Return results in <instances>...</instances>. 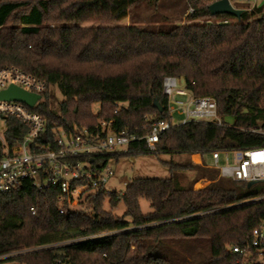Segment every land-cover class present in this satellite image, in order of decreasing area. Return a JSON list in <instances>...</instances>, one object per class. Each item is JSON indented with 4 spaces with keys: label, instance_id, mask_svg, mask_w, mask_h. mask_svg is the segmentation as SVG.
I'll return each instance as SVG.
<instances>
[{
    "label": "trees",
    "instance_id": "obj_1",
    "mask_svg": "<svg viewBox=\"0 0 264 264\" xmlns=\"http://www.w3.org/2000/svg\"><path fill=\"white\" fill-rule=\"evenodd\" d=\"M141 1L0 0V68L15 67L45 82L33 111L45 119L47 132H91L98 120L111 121L137 138L127 153L188 158L263 147L264 137L250 130L264 128V6L235 19L209 14L208 5L218 0H186V23L169 31L115 25ZM164 77L182 81L195 97H211L227 126L175 125L150 151L140 138L153 123L169 119ZM116 156L97 159L98 167ZM161 164L170 178H137L121 194L98 192L89 215L59 214L56 190L39 193L27 182L0 194V256L7 255L0 263L261 264L264 252L243 259L228 247H243L264 223V182L247 188L189 159ZM186 173L191 180L183 183ZM202 180L208 184L193 189ZM104 198L112 209L122 203L130 221L104 211ZM140 199L150 213H141ZM64 242L70 243L44 248Z\"/></svg>",
    "mask_w": 264,
    "mask_h": 264
},
{
    "label": "built area",
    "instance_id": "obj_2",
    "mask_svg": "<svg viewBox=\"0 0 264 264\" xmlns=\"http://www.w3.org/2000/svg\"><path fill=\"white\" fill-rule=\"evenodd\" d=\"M191 12V10H190ZM180 80L164 77L162 93L167 98V121L155 122L141 137L154 151L159 134L172 126L188 122H206L227 126L217 116L216 103L211 97H195ZM10 85L39 96L32 108L16 101L0 100V194L20 189L24 183L39 193L55 189V204L59 214L85 213L86 204L105 189L112 175L108 163L99 168L97 159L118 155L137 138L128 131H117L111 121H97L94 131L86 128H62L47 132L45 119L33 111L45 91V82L15 67L0 68V92ZM173 114L180 117L173 122ZM252 133L264 137V128ZM218 177L240 183L264 182V146L250 149H224L208 154ZM204 162V161H203ZM205 163V162H204ZM198 164H202L199 162ZM34 214L33 208L30 209ZM228 249L246 259L264 252V223L252 230L250 241L243 247ZM7 257L0 256V260ZM54 264H67L55 261Z\"/></svg>",
    "mask_w": 264,
    "mask_h": 264
},
{
    "label": "rangeland",
    "instance_id": "obj_3",
    "mask_svg": "<svg viewBox=\"0 0 264 264\" xmlns=\"http://www.w3.org/2000/svg\"><path fill=\"white\" fill-rule=\"evenodd\" d=\"M232 7L235 9H251L254 7H263L264 0H246V1H234L230 2ZM190 9L187 6L186 0H143L140 3L132 6L128 12L126 18L120 22L115 23V25L120 26H132L140 30L148 32H166L172 27L186 23L187 15L190 14ZM225 21L223 23H228ZM100 25H106L105 23H100ZM109 25V24H108ZM179 86L183 84L179 81ZM58 100H61V96L57 91H55ZM120 106V105H119ZM125 106V105H124ZM92 112L95 114L98 110L97 105L92 106ZM180 117L173 114V122L178 123ZM229 124V121H228ZM190 160L192 163L198 164L199 162H205L207 165H211V161L208 156L194 155L188 158L187 156L177 155H149V154H131L125 151H121L116 159H112L108 162V166L112 171V175L107 179L105 184V189L109 193L121 194L124 192L126 185L134 179L137 178H149V179H164L170 178L171 173L168 168L161 164L162 161L169 162H181L185 160ZM194 159V160H193ZM191 180V173H186L181 177V181L186 183ZM202 184L205 187L208 182L198 181L193 185V189L196 188V184ZM107 194V193H106ZM105 194V195H106ZM91 201V200H90ZM90 201L86 204L85 214H90ZM102 209L109 212L115 218H122L126 221H130V218L124 215L125 207L122 203H119L117 207L110 208L108 205L107 198L102 201ZM139 207L142 214H148L151 212L149 204L144 199L139 200ZM99 237V236H98ZM97 238V237H94ZM70 242L53 244L44 248H58L63 245L69 244ZM17 253L10 254L8 256L16 255ZM258 262L264 264V258L260 257L257 259ZM0 264H18L16 262H1Z\"/></svg>",
    "mask_w": 264,
    "mask_h": 264
},
{
    "label": "water",
    "instance_id": "obj_4",
    "mask_svg": "<svg viewBox=\"0 0 264 264\" xmlns=\"http://www.w3.org/2000/svg\"><path fill=\"white\" fill-rule=\"evenodd\" d=\"M208 12L211 16L216 15H227L239 19L240 14L243 12L241 9H235L230 4L229 0H218L207 7ZM39 96L26 93L25 91L10 85L7 89L0 92V100L6 101H16L21 102L32 108ZM153 107L156 108L158 112H162L163 108L154 100ZM254 183H247V188L253 185Z\"/></svg>",
    "mask_w": 264,
    "mask_h": 264
},
{
    "label": "bare ground",
    "instance_id": "obj_5",
    "mask_svg": "<svg viewBox=\"0 0 264 264\" xmlns=\"http://www.w3.org/2000/svg\"><path fill=\"white\" fill-rule=\"evenodd\" d=\"M193 160H194V159H193ZM201 186H203V185H202V184H199V183L195 185L196 188H199V187H201Z\"/></svg>",
    "mask_w": 264,
    "mask_h": 264
}]
</instances>
